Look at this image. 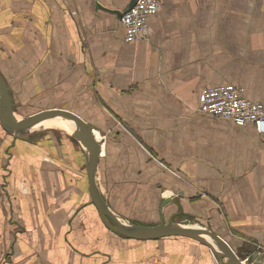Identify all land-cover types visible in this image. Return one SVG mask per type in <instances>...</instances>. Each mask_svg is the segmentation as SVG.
I'll use <instances>...</instances> for the list:
<instances>
[{"label": "crops", "instance_id": "0c3cea01", "mask_svg": "<svg viewBox=\"0 0 264 264\" xmlns=\"http://www.w3.org/2000/svg\"><path fill=\"white\" fill-rule=\"evenodd\" d=\"M133 1L0 0V71L14 103L96 111L78 114L101 135L96 187L121 222L187 221L240 258L264 252V138L199 110L203 89L224 84L264 105V0H159L147 35L128 43L119 16ZM0 264L221 261L190 237L114 232L78 140L25 138L0 119Z\"/></svg>", "mask_w": 264, "mask_h": 264}, {"label": "water", "instance_id": "95a60500", "mask_svg": "<svg viewBox=\"0 0 264 264\" xmlns=\"http://www.w3.org/2000/svg\"><path fill=\"white\" fill-rule=\"evenodd\" d=\"M135 2L136 0H134L123 13L118 12L121 13L119 17H122V15L127 12ZM14 106L15 103L8 81L0 71V119L3 127L7 131L21 135L31 129L38 122L54 116H65L74 121L77 128L71 135L78 140L87 151V171L90 182V192L94 204L98 208L100 216L108 228L114 232L136 240H150L171 236L190 237L209 246L214 255L221 261V264H244L243 259L238 256L228 241L208 228H190L180 223H168L164 219H162L161 223L155 226L125 224L121 222L109 208L96 187V175L102 151V144L100 140L97 139L94 128L89 122L72 110L57 107L43 109L26 118L19 119L16 116ZM204 235H208L218 243L220 252L212 242L204 237ZM247 264H264V252H254L250 257V262Z\"/></svg>", "mask_w": 264, "mask_h": 264}, {"label": "built area", "instance_id": "2783aa9c", "mask_svg": "<svg viewBox=\"0 0 264 264\" xmlns=\"http://www.w3.org/2000/svg\"><path fill=\"white\" fill-rule=\"evenodd\" d=\"M160 7L159 0H136L121 17L128 43L145 37L149 18ZM199 110L204 113L231 119L238 126L251 123L264 138V105L248 99L242 87L224 84L204 88L199 96ZM248 259L243 260L247 264Z\"/></svg>", "mask_w": 264, "mask_h": 264}, {"label": "rangeland", "instance_id": "374dc122", "mask_svg": "<svg viewBox=\"0 0 264 264\" xmlns=\"http://www.w3.org/2000/svg\"><path fill=\"white\" fill-rule=\"evenodd\" d=\"M50 101H51L50 98L47 97V98H45L43 103H39V104H36L34 101L33 102H31V101L19 102V103L15 104L14 108H15L16 114L18 115V118L23 119V118L30 116L33 113H36L38 111L43 110V108L45 106H53V107H46V109L47 108H54V107L67 109V108L71 107V104H69V103H65V102H51V103H49ZM78 110H79V112H77V113H81V115H88L89 119H91V118L96 119V111L92 110V108H85L84 109L81 106L80 108H78ZM56 119H58V118H56ZM56 119L47 121L43 124H46V126H47L50 124V122H53ZM46 128L47 127H45V126L44 127H38L35 131H26V132L22 133L21 136L25 137V138L33 139V138H37V137H42L45 134H49V133H54V134H58V135H65V136H67V135L72 136L71 134L73 133L69 130L68 127L61 126L58 124H56V126L54 125V126H49L47 129ZM94 129H96V126L94 127ZM94 131H95V134L98 137V139H101L100 133L97 132L96 130H94ZM69 132H71V133H69ZM180 224L191 226V227H198V225L191 224L187 221L181 222ZM199 227H202V226H199ZM252 254L248 253L247 256H245V257L242 256L243 257L242 259L243 260L248 259V261H247V263H248V262H250V257Z\"/></svg>", "mask_w": 264, "mask_h": 264}, {"label": "bare ground", "instance_id": "6f19581e", "mask_svg": "<svg viewBox=\"0 0 264 264\" xmlns=\"http://www.w3.org/2000/svg\"><path fill=\"white\" fill-rule=\"evenodd\" d=\"M56 118H58V119H56ZM20 119V118H19ZM53 119H56V120H54L53 122H50V124L49 125H47L46 126V124H43V123H45V122H47V121H50V120H53ZM56 124H58V125H61V126H65V127H68L69 128V130L71 131V132H73L76 128H77V125L74 123V121H72V120H70L69 118H66L65 116H54V117H50V118H47V119H44V120H42V121H40V122H38L37 124H35L31 129H29L28 131H35L38 127H49V126H56ZM46 128V129H47ZM45 129V128H44ZM67 130V129H66ZM71 132H69V133H71ZM98 139V138H97ZM98 140H100V139H98ZM101 141V140H100ZM186 227H190V228H192L191 226H187V225H185ZM197 228H199V227H197ZM204 237L206 238V239H208L210 242H212L213 243V245L216 247V249L220 252V248H219V245H218V243L216 242V241H214L211 237H209L208 235H204Z\"/></svg>", "mask_w": 264, "mask_h": 264}]
</instances>
